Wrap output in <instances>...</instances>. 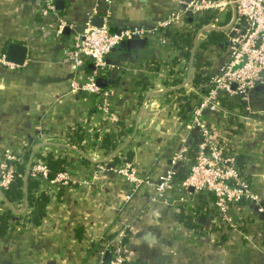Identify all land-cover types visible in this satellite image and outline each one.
Wrapping results in <instances>:
<instances>
[{
    "label": "crops",
    "instance_id": "crops-1",
    "mask_svg": "<svg viewBox=\"0 0 264 264\" xmlns=\"http://www.w3.org/2000/svg\"><path fill=\"white\" fill-rule=\"evenodd\" d=\"M40 1L0 0V56L7 42L27 47L22 65L0 63V152L12 147L29 155L38 147L42 153L66 156L70 181L46 193L49 202L39 224L28 222L0 238V264H98L100 250L109 243L111 249H122L124 264H264V213L255 216L250 211L239 235H226L209 221V196L194 203L192 213L200 206L206 215L200 228H188L178 220L183 207L172 192L151 200L150 189L144 187L127 200L124 179L111 171L95 177L96 164L118 163L110 155L119 148L128 156L131 152L139 173L153 177L167 169L181 138L195 152L202 134L189 127L188 118L197 88L208 83L193 81L198 74L194 55L202 50L199 44L205 36L196 38L201 28L195 29L196 20L182 17L165 33L149 34L143 47L129 48L126 41L115 47L107 57L111 68L103 85L115 90V106L107 116L94 106L97 98L70 89V81L82 80L92 66L74 68L63 55L64 47L78 39L87 22L99 21L103 14L111 31L126 26L153 29L179 7L172 0H53L55 12L43 18L37 14ZM223 16L229 19L232 10ZM60 20L66 25L57 37L54 29ZM186 30L194 31L192 47L181 57L167 34ZM160 36L168 40L162 42ZM219 50L215 46L205 52L210 63L204 71L210 76L226 61L219 66L213 57L228 56ZM250 99L256 116L211 113L203 121L213 136L242 156L238 167L264 207V87L257 84ZM75 125L85 129L83 148L71 144L77 150H64L58 142L66 141L65 130ZM118 130V145L104 152L103 135ZM21 204L27 212L26 198ZM4 205L0 194V210Z\"/></svg>",
    "mask_w": 264,
    "mask_h": 264
},
{
    "label": "built area",
    "instance_id": "built-area-1",
    "mask_svg": "<svg viewBox=\"0 0 264 264\" xmlns=\"http://www.w3.org/2000/svg\"><path fill=\"white\" fill-rule=\"evenodd\" d=\"M102 1L110 2V0ZM172 1L179 8L171 11L166 18L159 20L153 29L126 26L111 31L106 22L107 14L101 16L102 23L98 26L87 22L78 39L64 47L63 55L76 69L85 68L88 63L91 64L92 69L82 80H71L69 87L71 90L89 93L97 98L94 106L108 116L115 106V90L112 86L98 85L96 79L98 77L104 79L108 75L111 65L107 57L117 45L126 39L147 37L149 34L159 32L158 30L165 33L166 29H170L182 17H190L195 21L203 14L214 13L217 20L223 21V14L232 10L234 5L236 17L232 23H230L232 18L230 17L221 25L224 27L223 30H227L228 59L217 73L210 76L206 85L197 88L195 103L190 109L188 125L190 128L199 129L202 134L195 148L194 157H190L191 149L186 139L181 138L177 151L170 157L167 169L153 177L147 173H139L133 161L128 159L127 152L119 148L115 154L119 158L118 163L96 164L95 177L103 171H111L114 177L124 179L128 187V191L125 192L127 200L144 187L150 189L151 200L164 199L168 192H172L176 202L187 212L192 211L195 196L207 193L212 198V223L218 226L225 225L229 235H239L240 226L245 225L247 222L244 221L252 216L250 211H253V215L256 216L264 213V207L247 174L234 164L235 154L223 141L211 134L203 117L211 113H229L230 115L234 113V116L237 115L241 119L245 116L249 119L250 114L253 117L259 113L251 107L250 95L257 84L264 87V0ZM55 10L53 0H41L37 14L44 18ZM65 25L64 20L58 22L54 29L57 37L61 35ZM216 25L218 24L214 22L202 25L201 28L216 27ZM204 32L206 31L201 33ZM201 33L197 32L196 38H199ZM160 39L165 42L167 38L160 36ZM0 63L13 66L5 60L4 56H0ZM234 98H237V102L232 104L234 106L226 107L224 100L228 102ZM58 144L62 145L64 150L68 148L77 150L76 146L66 141L58 142ZM40 152L42 153L38 147H32L27 159L24 158V152L20 149L6 147L0 152L1 193L4 194V190L14 182L18 165L25 166L24 177L30 176L37 179L39 188L45 193L50 194L51 190L58 185L69 183L70 175L66 168L53 177L49 176V167L37 155ZM182 165L187 166V174L178 180V169ZM242 201L244 205L241 204ZM6 205L15 213L25 211L20 203L8 202ZM110 247L109 243L100 250L98 264H124L127 259L122 249L117 246L114 249ZM105 257H109L107 261H104Z\"/></svg>",
    "mask_w": 264,
    "mask_h": 264
},
{
    "label": "trees",
    "instance_id": "trees-1",
    "mask_svg": "<svg viewBox=\"0 0 264 264\" xmlns=\"http://www.w3.org/2000/svg\"><path fill=\"white\" fill-rule=\"evenodd\" d=\"M228 18L224 17L223 21H219L216 18V15L214 13H206L201 15L197 18L195 23V29L199 28L202 25L209 24V23H217L222 24L226 22ZM194 31L192 30H186V31H173L167 34V37L171 40L173 44L179 47L180 55L181 57H187L191 51L192 47V39H193ZM227 45H228V38H227V30H211L205 32L204 39L200 42L199 48H201V51H198L194 55V65L196 68H198V74L196 78L193 80L197 84L204 85L210 77V75L204 71V67L207 66L210 63V59L207 58V54L205 52L210 47H217V49H221L224 51H227ZM214 50V49H213ZM219 50V52L221 51ZM210 51V50H209ZM208 51V52H209ZM228 55V53H227ZM218 59V63H222L224 60L228 59V56H221V57H213ZM220 58V59H219ZM220 63V64H221ZM219 64V66H220ZM88 68V67H87ZM237 102V98L231 99V101L228 100L226 102L224 100V104H226V107L231 108ZM84 128V127H83ZM80 126L75 125L72 127H68V129L64 132V137L66 138V141L70 144H74L77 147L83 148L82 140L84 139L85 135V129H83ZM122 136L121 131H117V133L114 132H106L103 135L102 140V148L104 149V152H109L113 150L120 140V137ZM190 157H194V150L191 149L190 151ZM39 158L42 159L45 164L49 167V176L53 177L57 172L65 170L67 166V157L66 156H55L50 152L46 153H39ZM131 157V152L128 156V159ZM24 158H28V153L24 154ZM119 158L118 156H115L111 159V161H117ZM85 162L86 160L83 159ZM187 166L182 165L178 169L177 179L183 178L187 174ZM25 173V166L24 165H18L17 172L15 175L14 182L4 190V196L10 203H22L24 198H26L27 204H28V211L27 212H21V213H15L12 211L9 207L6 205L3 206V208L0 210V238L7 235V233L11 232L13 228L17 226L24 225L26 223H34L39 224L44 216L46 206L49 202V196L39 191V181L35 178H32L30 176L24 177ZM250 183L254 186V184L249 180ZM177 181H175L176 183ZM26 189V190H24ZM209 197L207 193L199 194L195 196L193 203H195L197 200H201L202 198L206 199ZM242 205H244V202H241ZM193 208H196V205L194 204ZM192 208V211H193ZM200 206L196 209V212H187L182 208V213H180L178 216V220L186 227L188 228H200V223L205 218V213L199 212ZM209 209V207H208ZM192 213V214H191ZM209 221L212 222V214L209 216ZM205 220V219H204ZM212 227L217 230V232H223L226 235L227 233V227L225 225H214L212 223ZM240 228H244L243 225L240 226ZM224 236V235H223ZM221 237L220 240H224V237Z\"/></svg>",
    "mask_w": 264,
    "mask_h": 264
},
{
    "label": "water",
    "instance_id": "water-1",
    "mask_svg": "<svg viewBox=\"0 0 264 264\" xmlns=\"http://www.w3.org/2000/svg\"><path fill=\"white\" fill-rule=\"evenodd\" d=\"M56 2L59 5L58 1H56ZM235 17H236V11H235L234 5H232V18H231L230 23H232V21L234 20ZM101 23H102V19H100V17H99V21L91 22L92 25H96V26L100 25ZM216 28L224 29V27L206 26V27L201 28L198 31V33H201L203 31H211V30H214ZM146 40H147L146 37H143V38H130V39H126L125 41L128 44L129 48H135L136 49V48L143 47V45L146 43ZM26 54H27V47L24 44H22L20 42H13V41L7 42L5 50H4V58L6 61H8L12 64H15V65H22V63L25 60ZM96 82L98 83V85L103 86L105 83V80L101 77H98L96 79ZM233 86H234V84H233ZM115 154L116 153L113 152L110 155V158L113 157ZM241 161H242V156L241 155H235L234 164L237 166H240L242 163ZM0 194L2 195V200H4L5 203H8L7 199L5 198V196H3L1 191H0ZM146 236L150 237V234H148ZM150 238H152V237H150Z\"/></svg>",
    "mask_w": 264,
    "mask_h": 264
},
{
    "label": "rangeland",
    "instance_id": "rangeland-1",
    "mask_svg": "<svg viewBox=\"0 0 264 264\" xmlns=\"http://www.w3.org/2000/svg\"><path fill=\"white\" fill-rule=\"evenodd\" d=\"M3 194V193H2ZM4 195V194H3Z\"/></svg>",
    "mask_w": 264,
    "mask_h": 264
}]
</instances>
